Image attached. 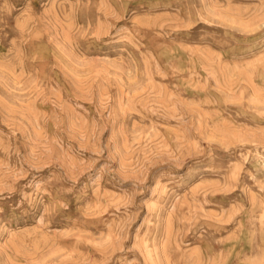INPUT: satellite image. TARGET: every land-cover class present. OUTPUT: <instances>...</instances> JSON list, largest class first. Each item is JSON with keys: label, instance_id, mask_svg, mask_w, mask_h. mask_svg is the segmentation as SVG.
Wrapping results in <instances>:
<instances>
[{"label": "rangeland", "instance_id": "374dc122", "mask_svg": "<svg viewBox=\"0 0 264 264\" xmlns=\"http://www.w3.org/2000/svg\"><path fill=\"white\" fill-rule=\"evenodd\" d=\"M0 264H264V0H0Z\"/></svg>", "mask_w": 264, "mask_h": 264}]
</instances>
